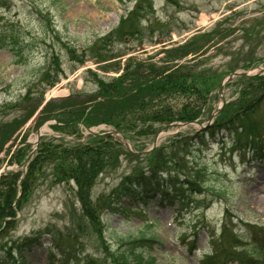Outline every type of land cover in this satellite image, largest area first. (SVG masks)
<instances>
[{
    "label": "rangeland",
    "instance_id": "1",
    "mask_svg": "<svg viewBox=\"0 0 264 264\" xmlns=\"http://www.w3.org/2000/svg\"><path fill=\"white\" fill-rule=\"evenodd\" d=\"M255 22L261 25L252 29ZM211 31L227 34L213 37L199 59L204 66L224 73L220 80L218 76V83L227 76L228 68L238 65L237 70L242 71L240 67L250 58L263 61L249 69L264 67V0H0V122L23 115V111L10 108L13 104L2 106L24 96L28 102H20L21 108L31 109L40 102L28 121L4 144L0 170L4 166L10 167L8 172L22 170L25 158L22 166L12 164L13 160L19 153L26 157L34 149L35 132L41 127L37 125L41 117L38 114L46 104L50 103L46 113L54 115L52 109L64 105L62 99L67 96H92L98 85L119 77L129 63L161 66L166 50ZM232 53L237 56L232 57ZM237 82L234 78L225 85L227 101L235 95ZM219 104L215 93L199 123L204 125ZM246 120L264 134V104ZM52 123L45 127L42 138L59 136ZM177 124L180 126L173 122L168 127H156L157 145L148 155H134L115 145L108 151L116 159L115 165L107 166L104 151V167L89 194L92 208L88 212L94 213V205L100 211L95 224L82 217V207L74 196L76 185L53 184L51 171L46 169L19 207L13 206L12 215L6 218L13 223L0 237V247L16 248L22 240L32 243L38 239L39 247L29 245L22 252L14 249L16 260L23 264H117L126 236L142 234L157 237L160 242L153 251L142 253L149 264H205L214 244L221 240L222 230L225 228L224 238L233 233L242 235L245 223L251 225L250 230L262 243L264 159L251 160L249 154L232 153L231 141L223 134L215 140L207 139L204 145H190V153L183 147V154H175L177 163L161 169L154 178L169 187V177H175L174 170L181 168L191 184L205 188L194 186L201 191L195 194L190 187L178 185L176 189H181L185 198L181 206L167 198L160 200L159 194L152 197L157 186L144 192L138 203L125 197L115 200L117 190L128 177L142 172L147 176L149 169L162 167L154 156L156 150L166 156L176 153L183 139L196 136L201 129L198 124ZM90 128L95 133L113 130L106 123ZM1 131L0 135L9 133L6 127ZM79 133L78 141L89 143L91 136L84 127L79 128ZM135 133L136 130L125 132L131 136L126 138L130 146L137 151L149 150L155 134L141 137ZM65 138L76 140L68 135ZM25 141L30 143L28 147H18ZM182 173L178 174L183 179ZM193 240L195 249L190 252ZM241 240L237 241L238 254L229 248L232 241L228 245L220 243L216 260H224L231 253L238 262H249V243ZM59 246L64 252L57 250ZM227 248L226 255L222 252Z\"/></svg>",
    "mask_w": 264,
    "mask_h": 264
},
{
    "label": "trees",
    "instance_id": "2",
    "mask_svg": "<svg viewBox=\"0 0 264 264\" xmlns=\"http://www.w3.org/2000/svg\"><path fill=\"white\" fill-rule=\"evenodd\" d=\"M260 25V23L255 22L253 29ZM226 34L225 31H211L195 35L183 45L166 50L164 52L166 58L161 66L154 63L149 65L141 62L129 63L119 77L112 78L106 84L101 83L98 85L97 92L92 96L81 94L83 97L81 99L80 94H78L62 99L65 104L55 105L52 109L54 115L46 113L50 103L46 104L45 109H42L38 114V117L39 115L41 117L37 125L49 119L55 120L56 124L52 126L59 132L60 137L42 138L40 140L22 178L20 171L8 172L0 178V237L7 230L5 228L13 223L11 220L6 221V218L12 215L13 206L19 207V202L30 194L39 178L44 177L45 170L48 168L51 171L49 175L52 177L53 184L63 183L68 185L73 182L76 185L74 196L82 207V217H87L90 223L95 224L100 218V211L94 205L92 211L94 213L88 212L92 208L89 200L90 189L104 167V151L106 150L107 166H114L116 159L108 151L114 148L115 145L118 148L120 146L110 138L105 139L97 136H91L89 143L79 142L80 125L90 128L106 123L120 131L126 138L131 136L129 134L127 136L125 132L134 130H136L135 135L137 136L149 137L155 134L156 127H164L175 121L190 122L198 119L206 112L207 105H209L212 96L219 87L218 76L220 80L224 74L201 64L199 56L207 51V45L213 41V37L220 36L222 38ZM255 35H258V33ZM54 36L56 37V33H54ZM110 36L108 35L107 39ZM99 41L101 40H95L94 44ZM256 41L254 40V42ZM2 47H7L11 52L15 51L13 47ZM188 56H191V58L179 64V61ZM231 56L236 57L237 53H232ZM261 61L263 60L257 61L250 58L240 68L246 70L260 64ZM238 68V65L231 66L226 73L233 72ZM237 81V99L228 102L223 107L216 116L212 127L199 132L196 136L183 139L184 144L178 146L175 150L176 153H171L169 156L160 154L161 151L156 150L154 156L156 160L162 162V167L149 169L147 176H145L146 173L142 172L137 177H128L127 183L117 190L115 200L118 201L125 197L138 203V198L141 201L144 192L153 191V186H157L160 188L156 187L152 197L159 194L160 200L167 198L174 204L181 206L185 198L181 193L182 190L176 189L178 185L190 187L191 192L195 194L201 193L198 190L200 187L203 190L205 188L200 184H191L182 173L184 170L181 168L180 170H174L175 177H169L170 180L167 183L169 187L158 184L154 178L160 174L161 169H168L169 164L177 163L175 154L178 152L183 154L187 149L190 153V145H204L207 139L215 140L221 134L231 141L232 153L243 156L249 154L251 160L264 159L263 130L253 122L248 123L246 120L259 106L264 104V76L239 78ZM20 102L27 104V97L24 96L20 100L16 99L13 103L10 102L2 106L8 108L13 104L14 106H10V108L23 111V115L13 118L10 122H0V133L2 132L1 129L5 127L9 129V133L3 132L0 135V151L15 131L21 129L28 121L40 104V102L33 104L31 109H26L25 106L24 109L19 106ZM104 103H106L105 108H103ZM88 108L90 110L85 113ZM67 135L76 140H67L65 138ZM23 158H26L24 153L16 155V164L22 166ZM179 172L182 173L183 179L179 177ZM19 180L20 185L18 186L17 182ZM19 193L20 196L18 197ZM108 207L109 203L106 204V208ZM226 224L227 221L224 223V227H226ZM247 226L250 230V225ZM224 231L225 228L222 230L221 240L213 246L211 258L205 259V264H243L230 256L231 253L228 252V248L222 252L226 255L227 252L229 253L228 256H225L226 259H218L217 261L215 258L219 254V244L228 245L230 241H232V245L229 248H232L238 254L237 241L241 242V239L249 243L248 249H246L248 253L246 257L249 256L250 259L246 264H264V236H262L263 242L260 243L262 239L253 234L251 230L240 233L242 235L233 233L226 238H224ZM124 241L123 247H121L123 250L118 253L117 264H149L150 260L145 259L142 253L153 251L155 246L160 243L156 237L146 238L142 234L126 236ZM29 245L34 248L41 246L38 239H34L32 243L22 240L19 247L16 248L7 247V245L1 246L0 264H23L16 260L13 251L19 248L18 251L22 252ZM194 247L195 242L189 244L190 251ZM59 248L57 247V250L64 252ZM50 252L52 253L51 249Z\"/></svg>",
    "mask_w": 264,
    "mask_h": 264
},
{
    "label": "water",
    "instance_id": "3",
    "mask_svg": "<svg viewBox=\"0 0 264 264\" xmlns=\"http://www.w3.org/2000/svg\"><path fill=\"white\" fill-rule=\"evenodd\" d=\"M260 75H264V68H258V69H255V70H252V71H243V72H233V73H230V74H228L227 76H226V78L222 81V83H221V85H220V100H224V98H223V96H222V94H221V92L223 91V87H224V85L226 84V83H228V82H230L232 79H234V78H236V77H252V76H260ZM221 101V102H222ZM222 104H224L223 102H222ZM218 112V110L212 115V117H214L215 116V114ZM49 123V122H48ZM48 123L47 122H45L44 124H42V126L39 128V129H37V131H36V133H35V145H37L38 144V142H39V139H40V137H41V135H42V130L48 125ZM187 123H184L183 125L185 126ZM176 126H180V124H176ZM88 132L89 133H91V134H93V135H96V133L95 132H93V131H91V130H88ZM104 135H111L112 137H119V138H121V140H122V144L125 146V148L127 149V150H130V151H132L131 150V147L129 146V144L126 142V140H125V138L122 136V135H120L119 134V132H117V131H113V132H110V133H106V134H104ZM157 138H158V134L154 137V140H153V143H152V149L153 148H155L156 147V141H157ZM27 145V144H29L28 142H25L24 143V145ZM150 151V150H149ZM149 151H147V152H142V153H140V154H142V155H145V154H147V153H149ZM30 158V156H28V159ZM8 170V167L6 166V167H4L2 170H0V177L2 176V175H4V173L6 172Z\"/></svg>",
    "mask_w": 264,
    "mask_h": 264
},
{
    "label": "bare ground",
    "instance_id": "4",
    "mask_svg": "<svg viewBox=\"0 0 264 264\" xmlns=\"http://www.w3.org/2000/svg\"><path fill=\"white\" fill-rule=\"evenodd\" d=\"M252 29H253V28H252ZM255 31H257V30H255ZM190 58H191V57H190ZM190 58H189V59H190ZM235 79L238 80L239 78H235ZM232 81H233V79H232L230 82H232ZM228 83H229V82H228ZM237 89H238V84H237ZM219 91H220V87H218L217 90H216L215 92H219ZM236 91H237V90H236ZM221 94H222V96H223V98H224L223 101L221 100L224 104H222V102H220L222 108H223L228 102L237 99V97H236V92H235V95H233V97H232L231 100H229V101H227V100L225 99L224 91H222ZM203 115H204V114H203ZM203 115H201V117H199L198 119L195 120L196 123H198L199 126H200V128H201V129H200V132H203V131L209 129L210 127H212V125H213L214 122H215V118L209 116L207 122H206L204 125L200 124L199 121H200V119L202 118ZM177 122H178V121H175V126H176ZM187 123H188V125L193 124L192 121L187 122ZM164 127H168V125H166V126H164ZM196 133H199V132H196ZM210 140H212V139H210ZM116 144H118L120 147L123 146V144H122V143H119V142L116 143ZM147 151H148V150H147ZM147 151H142V152H147ZM263 153H264V151H263ZM145 155H148V153L145 154ZM262 160H263V159H262ZM17 184H18V186L20 185V180L17 182ZM19 196H20V193L18 194V197H19Z\"/></svg>",
    "mask_w": 264,
    "mask_h": 264
}]
</instances>
